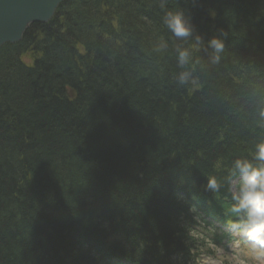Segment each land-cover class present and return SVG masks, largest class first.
I'll use <instances>...</instances> for the list:
<instances>
[{
	"label": "trees",
	"instance_id": "16d2710c",
	"mask_svg": "<svg viewBox=\"0 0 264 264\" xmlns=\"http://www.w3.org/2000/svg\"><path fill=\"white\" fill-rule=\"evenodd\" d=\"M166 9L193 37L160 0H64L0 47V264H196L194 215L225 212L232 161L264 142V0ZM221 30L214 62L195 35Z\"/></svg>",
	"mask_w": 264,
	"mask_h": 264
},
{
	"label": "clouds",
	"instance_id": "9594fccd",
	"mask_svg": "<svg viewBox=\"0 0 264 264\" xmlns=\"http://www.w3.org/2000/svg\"><path fill=\"white\" fill-rule=\"evenodd\" d=\"M167 0H160V8L165 9L162 24L177 40H187L193 37L194 25L185 16L182 10L166 9ZM227 33L223 30L219 35H213L205 41L200 34L195 35L193 47L205 46L212 50V59L218 62L219 54L223 52ZM166 48V44H161ZM191 59L190 50L177 48V63L183 67ZM190 73L181 71L178 74L180 84L188 83ZM230 175L235 177L231 184L230 212L236 219L229 221L231 227L244 241L255 264H264V142L255 145L252 158L238 157L232 161ZM206 188L218 193L221 182L215 175L207 177ZM243 264V262H242Z\"/></svg>",
	"mask_w": 264,
	"mask_h": 264
},
{
	"label": "water",
	"instance_id": "95a60500",
	"mask_svg": "<svg viewBox=\"0 0 264 264\" xmlns=\"http://www.w3.org/2000/svg\"><path fill=\"white\" fill-rule=\"evenodd\" d=\"M64 0H0V47L21 40L28 26L47 22Z\"/></svg>",
	"mask_w": 264,
	"mask_h": 264
},
{
	"label": "rangeland",
	"instance_id": "374dc122",
	"mask_svg": "<svg viewBox=\"0 0 264 264\" xmlns=\"http://www.w3.org/2000/svg\"><path fill=\"white\" fill-rule=\"evenodd\" d=\"M217 258L215 261H204V264H255L251 259L250 253L246 252H223L222 249L216 251Z\"/></svg>",
	"mask_w": 264,
	"mask_h": 264
}]
</instances>
